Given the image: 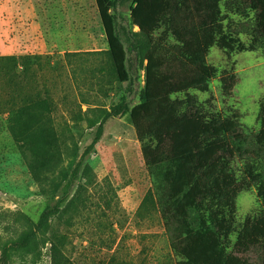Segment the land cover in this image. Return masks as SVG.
<instances>
[{
  "label": "rangeland",
  "instance_id": "rangeland-1",
  "mask_svg": "<svg viewBox=\"0 0 264 264\" xmlns=\"http://www.w3.org/2000/svg\"><path fill=\"white\" fill-rule=\"evenodd\" d=\"M226 2L224 25L243 30L248 44L255 15L244 19ZM133 6L117 0L113 10L128 54L130 78L121 82L95 0H0V264L178 263L130 114L111 115L140 104L145 89ZM207 63L218 76L209 92L190 95L208 114L236 119L243 136L231 143L240 191L234 232L222 244L264 264L263 248H235L247 218L264 213V53L215 47ZM225 72L236 77L229 94Z\"/></svg>",
  "mask_w": 264,
  "mask_h": 264
},
{
  "label": "trees",
  "instance_id": "trees-1",
  "mask_svg": "<svg viewBox=\"0 0 264 264\" xmlns=\"http://www.w3.org/2000/svg\"><path fill=\"white\" fill-rule=\"evenodd\" d=\"M95 1L118 78L127 82L128 54L113 13L117 0ZM225 7L244 19L255 15L247 32L248 44L240 39L243 30L231 25L227 30L224 25L222 0H134L131 21L143 37L137 57L145 65V89L140 104L132 109L121 104L111 113L116 117L130 114L143 143L177 264H251L227 252L222 244L234 232L240 190L230 161L239 151L231 143L242 142L240 124L233 118L208 114L190 95V91L209 92L219 74L207 63L212 48L227 55L264 53V0H227ZM235 79L221 74L225 93L231 92ZM180 94L186 96L174 98ZM258 142L264 145V132ZM260 189L264 195V186ZM199 209L202 216L196 219L194 212ZM47 221L46 215L39 228ZM211 221L215 229L210 228ZM257 247L264 250V213L247 218L235 244L238 253ZM54 264H58L55 258Z\"/></svg>",
  "mask_w": 264,
  "mask_h": 264
}]
</instances>
